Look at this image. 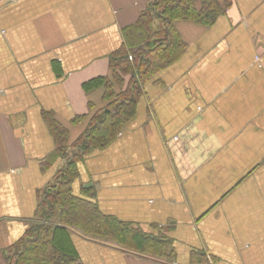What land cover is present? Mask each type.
Instances as JSON below:
<instances>
[{
    "label": "crops",
    "instance_id": "crops-1",
    "mask_svg": "<svg viewBox=\"0 0 264 264\" xmlns=\"http://www.w3.org/2000/svg\"><path fill=\"white\" fill-rule=\"evenodd\" d=\"M216 1L212 26L175 23L184 53L143 86L115 140L82 157L72 184L102 214L161 236L173 260L69 229L80 264H264V0ZM147 4L0 0V264L65 164L47 116L68 146L84 136L105 104L102 88L83 85L111 79L109 58Z\"/></svg>",
    "mask_w": 264,
    "mask_h": 264
},
{
    "label": "trees",
    "instance_id": "trees-1",
    "mask_svg": "<svg viewBox=\"0 0 264 264\" xmlns=\"http://www.w3.org/2000/svg\"><path fill=\"white\" fill-rule=\"evenodd\" d=\"M222 11L216 0H148L137 22L124 30L125 44L109 58L111 79L96 78L83 85L86 92L102 88L105 104L90 116L84 136L68 146L66 131L59 130L47 116L55 142L54 159H65V164L36 208L37 223L11 249L7 264H80L69 229L138 254L173 260L161 236L102 214L94 201L74 195L72 184L78 177L77 164L82 157L115 140L133 119L143 86L184 53L186 44L175 23L189 21L210 27ZM123 78H128L126 88L117 92L115 86L120 88ZM69 147L76 148L77 154L68 157Z\"/></svg>",
    "mask_w": 264,
    "mask_h": 264
},
{
    "label": "built area",
    "instance_id": "built-area-1",
    "mask_svg": "<svg viewBox=\"0 0 264 264\" xmlns=\"http://www.w3.org/2000/svg\"><path fill=\"white\" fill-rule=\"evenodd\" d=\"M259 60H260V58H259V56H257L256 58H255V61L256 62H259ZM259 65V64H258Z\"/></svg>",
    "mask_w": 264,
    "mask_h": 264
}]
</instances>
